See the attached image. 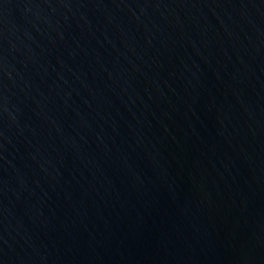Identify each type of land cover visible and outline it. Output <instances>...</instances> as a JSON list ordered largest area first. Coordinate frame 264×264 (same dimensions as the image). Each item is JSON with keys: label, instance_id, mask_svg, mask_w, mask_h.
Here are the masks:
<instances>
[{"label": "water", "instance_id": "obj_1", "mask_svg": "<svg viewBox=\"0 0 264 264\" xmlns=\"http://www.w3.org/2000/svg\"><path fill=\"white\" fill-rule=\"evenodd\" d=\"M0 264H264V0H0Z\"/></svg>", "mask_w": 264, "mask_h": 264}]
</instances>
